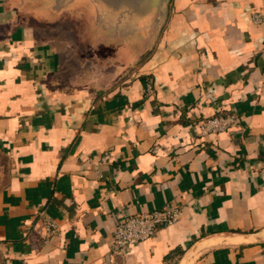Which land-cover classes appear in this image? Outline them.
<instances>
[{
  "label": "crops",
  "instance_id": "0c3cea01",
  "mask_svg": "<svg viewBox=\"0 0 264 264\" xmlns=\"http://www.w3.org/2000/svg\"><path fill=\"white\" fill-rule=\"evenodd\" d=\"M66 11L93 26L90 0H0V264H264V0H168L118 45L97 28L84 77L42 28ZM172 204L111 257L123 215Z\"/></svg>",
  "mask_w": 264,
  "mask_h": 264
},
{
  "label": "built area",
  "instance_id": "2783aa9c",
  "mask_svg": "<svg viewBox=\"0 0 264 264\" xmlns=\"http://www.w3.org/2000/svg\"><path fill=\"white\" fill-rule=\"evenodd\" d=\"M254 22L263 20L260 13L253 14ZM240 125L238 112L207 117L199 122L200 134L208 135L215 132L232 130ZM109 157L105 154L104 159ZM182 213L178 204H172L163 208L153 209L135 214H126L116 223L110 238V255L121 254L126 248L149 238L159 227L176 222ZM45 225L48 233L55 231L54 222L45 217Z\"/></svg>",
  "mask_w": 264,
  "mask_h": 264
},
{
  "label": "water",
  "instance_id": "95a60500",
  "mask_svg": "<svg viewBox=\"0 0 264 264\" xmlns=\"http://www.w3.org/2000/svg\"><path fill=\"white\" fill-rule=\"evenodd\" d=\"M93 1L95 16L93 24L94 32L97 28L105 32L111 44L118 45L123 41L124 35L134 32V28L142 25L152 18L153 22H159L162 8L168 0H90ZM129 6V7H127ZM126 9H122V8ZM132 7V8H130ZM156 22V23H157ZM155 24V23H154ZM122 30L126 33L121 34ZM120 38L114 40L113 35Z\"/></svg>",
  "mask_w": 264,
  "mask_h": 264
},
{
  "label": "rangeland",
  "instance_id": "374dc122",
  "mask_svg": "<svg viewBox=\"0 0 264 264\" xmlns=\"http://www.w3.org/2000/svg\"><path fill=\"white\" fill-rule=\"evenodd\" d=\"M122 9L126 8L123 7ZM65 13L67 14L69 11L63 12V17L60 21L49 25L46 23L42 28L47 34L55 35L56 38L54 39L60 43L59 45L62 48L66 46L63 51L66 55V64L77 67L78 76H89L93 73V67H95L97 59L96 54L91 51L92 38H87L86 34H90L91 36L94 29L91 25H89V29H87V23L80 21L77 18L78 14L76 12L73 13L75 16L66 15L67 17ZM124 31L122 30V35L126 33ZM107 39L106 37L105 40Z\"/></svg>",
  "mask_w": 264,
  "mask_h": 264
},
{
  "label": "bare ground",
  "instance_id": "6f19581e",
  "mask_svg": "<svg viewBox=\"0 0 264 264\" xmlns=\"http://www.w3.org/2000/svg\"><path fill=\"white\" fill-rule=\"evenodd\" d=\"M187 259V258H186Z\"/></svg>",
  "mask_w": 264,
  "mask_h": 264
}]
</instances>
